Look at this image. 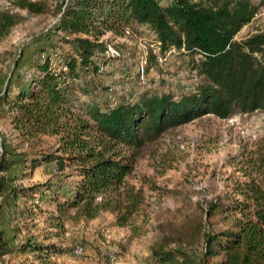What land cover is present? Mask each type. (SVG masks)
<instances>
[{
	"label": "trees",
	"instance_id": "16d2710c",
	"mask_svg": "<svg viewBox=\"0 0 264 264\" xmlns=\"http://www.w3.org/2000/svg\"><path fill=\"white\" fill-rule=\"evenodd\" d=\"M7 1L29 13L44 10L38 0ZM260 5L253 0H63L55 27L73 38L62 66L53 67L46 55L24 74L11 76L0 94V112L12 113L10 123L20 138L57 137V145L48 149L2 150L0 172L27 161L29 170L53 162L55 178L10 194L31 204L45 200L57 217L69 209L84 219L109 211L118 225L125 224L142 199L125 177L146 143L205 114L224 119L264 109V32L234 38ZM20 19L17 13H0V33ZM133 23L149 28L160 52L182 49L201 82L178 96L141 92L104 108L81 100L78 93L86 90L78 82L80 71H99L98 58L106 50L100 37ZM5 183L0 176V193ZM204 214L208 220L218 216L225 227L203 234L202 260L156 247L152 264H206L215 257L214 264H264V182L235 181L231 192L207 204ZM51 238H32L19 249L40 259L66 250Z\"/></svg>",
	"mask_w": 264,
	"mask_h": 264
},
{
	"label": "rangeland",
	"instance_id": "374dc122",
	"mask_svg": "<svg viewBox=\"0 0 264 264\" xmlns=\"http://www.w3.org/2000/svg\"><path fill=\"white\" fill-rule=\"evenodd\" d=\"M38 1L44 10L34 14L0 0V13L21 16L0 33V94L11 76L24 74L34 61L48 55L51 65L59 68L71 52L68 40L73 35L55 27L63 0ZM253 1L261 5L235 34L236 39L264 32V0ZM100 39L118 55L110 63L104 52L98 58L99 71H80L78 82L86 90L78 93L81 100L104 108L141 92L178 96L201 82L191 69L190 57L182 49L160 52L147 26L128 24L119 33L104 32ZM11 114L4 109L0 112V155L4 149L18 153L57 145L55 136L20 138L10 123ZM28 164L0 172L6 180L0 193V264H152L151 249L156 247L183 250L202 260L203 234L225 227L218 216L206 218L207 204L231 192L235 181L264 182V109L235 112L224 119L205 114L146 143L125 177V184L139 190L142 199L137 212L123 225L109 211L84 219L69 209L57 217L53 204L45 200L31 204L11 195L19 186L55 178L53 162L31 170L25 167ZM56 222L61 225L54 227ZM44 235H52L50 240L66 250L40 259L19 249L23 242ZM78 244L83 252L76 255L73 248ZM108 254L113 256L111 261Z\"/></svg>",
	"mask_w": 264,
	"mask_h": 264
},
{
	"label": "built area",
	"instance_id": "2783aa9c",
	"mask_svg": "<svg viewBox=\"0 0 264 264\" xmlns=\"http://www.w3.org/2000/svg\"><path fill=\"white\" fill-rule=\"evenodd\" d=\"M125 33H127V31H125ZM118 55V52L113 49L111 46L107 45L106 50H105V57L108 59V62L110 61L111 63V59L115 58ZM73 252L76 255L82 254L83 252V247L81 245H75L73 248ZM108 259L109 261H111L113 259V256L111 254H108Z\"/></svg>",
	"mask_w": 264,
	"mask_h": 264
}]
</instances>
